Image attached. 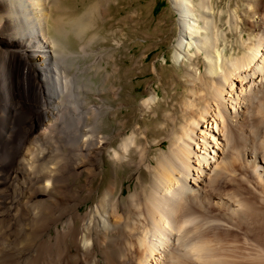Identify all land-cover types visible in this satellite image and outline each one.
Masks as SVG:
<instances>
[{
    "label": "rangeland",
    "instance_id": "1",
    "mask_svg": "<svg viewBox=\"0 0 264 264\" xmlns=\"http://www.w3.org/2000/svg\"><path fill=\"white\" fill-rule=\"evenodd\" d=\"M46 1L51 15L49 35L63 43L57 48L59 54L68 58L70 75L72 78L77 77L73 86H80V100L84 99V106L92 111L87 126L97 131L91 136L95 139V145L85 146L79 141L74 143L63 139L43 140L40 143L42 156H31L29 163L26 162L30 170L23 171L20 154L27 146L25 132L31 127L28 117L33 108L30 106L37 99L34 92L27 98L17 92L18 99L30 106L25 107V110L21 108L22 115L10 120V127L14 130L6 135L8 138H0V248L10 244L12 247H22L25 241L21 231L40 236L41 241L38 242L41 246L44 237V241L49 242L47 237L55 236L56 230L66 231L67 222L73 215L76 219L72 227L74 230L80 229L84 222L89 223L104 215L102 212H106L107 206L102 209L100 200L105 195L103 192L107 193L109 189L111 193L108 200L120 202L119 213L126 220L122 223L132 225L135 221H142L150 183L155 176L154 170L159 169L161 154H167L170 149L180 150L181 142L188 133L186 130L189 131V121L194 120L200 114L199 109L209 102L208 98L218 82L216 78L214 82L213 77H208L206 73L211 63L206 59V53H198L195 47L189 49V54H194L189 61L179 64L173 60L181 35V21L180 12L174 8L172 0H156L152 13L148 4L154 0H140L135 10L133 5L128 6V1L135 0H83V3L79 0ZM91 1L94 2L78 16L85 7L84 3ZM99 2H102L101 5ZM200 2L192 0V6L199 15ZM246 2L209 0L210 11L206 15L202 14L196 22V28L201 33L197 38H208L206 40L212 49L210 55L213 56L211 60L216 61L214 67L217 71L223 64L222 57L237 58L239 63L246 62L244 58L253 47L255 32L252 18L246 11ZM57 4L67 10L65 16L60 15L64 10L60 13ZM54 9L58 13L55 18ZM83 16L86 20L77 27ZM82 27L84 31L81 36L78 33H81ZM193 40L189 39V42ZM0 49L3 50V47ZM11 59V73L17 75L26 66V60L19 56ZM40 73L37 79H32L35 89H40ZM260 73L264 74V66ZM254 92L256 100L253 98L249 102V112L244 110L239 99L236 101L240 102L238 106L236 104L239 112L232 114L229 126L224 125L225 133L227 130L226 134L232 142L238 144L239 154L235 153L237 151L229 154L230 162L221 165L218 176L215 179L213 177L211 183L207 181L203 187L204 193L211 196L210 202L218 203L219 199L226 196L237 199L241 204L240 220L219 204L216 205L219 207L214 206L209 212L203 213L201 208L199 213H194L202 220L210 218L226 224L223 225L224 229L220 226L217 230L209 231L211 240H214L210 246L223 249L220 257L225 256L226 261L220 260L234 264H264V256L257 250L258 247L264 250V185L248 157L250 153H255L253 155L264 161V80L251 87L245 98L249 99ZM150 97L153 100L146 101ZM254 133H258L257 138ZM126 138H130L127 142L132 145L126 164L113 163L110 159L112 152L119 150ZM241 153H245L244 156ZM148 161L150 171L143 168L148 166ZM42 164L44 167H41ZM40 171L41 174L46 172L44 176L32 178L31 175ZM45 179L49 184L51 182V188L41 195L40 182ZM110 184H113V189ZM41 202L46 205L42 207ZM58 218L60 220L55 223ZM47 228L48 232L43 237L42 230ZM217 241L218 244L222 242L221 245ZM27 243L30 251L17 260L30 262L32 257H36L32 248L37 243ZM67 243L68 240L65 244L61 243V247ZM70 246L74 252L75 245L72 243ZM51 250L57 252L53 248ZM42 254L45 256L46 251ZM14 260L10 258L4 264H18ZM59 260V263L64 261ZM39 264H42V259Z\"/></svg>",
    "mask_w": 264,
    "mask_h": 264
},
{
    "label": "bare ground",
    "instance_id": "2",
    "mask_svg": "<svg viewBox=\"0 0 264 264\" xmlns=\"http://www.w3.org/2000/svg\"><path fill=\"white\" fill-rule=\"evenodd\" d=\"M246 1V11L252 18L255 32L253 34V47L245 58L243 57L246 62L240 60L242 63H239L237 58L222 57L223 64L219 67L220 70L217 71L214 67L216 61L211 60V57H213L210 55L212 49L206 40L207 37L202 40L197 38V35L201 33L200 29L196 28V22L200 20L202 14L206 15L210 11L209 0H201L199 3L201 15L195 12L192 0H172L174 8L180 12L181 21V35L178 38L173 60L179 64L189 61V58L194 55L189 54V49L195 47L198 53H206V59L209 63L211 62L206 73L208 77L216 78L218 82L214 89L212 88L214 91L208 98L209 102L199 109L201 110L200 114H197L198 116L194 120L189 121V131L186 130L188 133L186 136L183 135L184 138L182 137L180 150L170 149L167 154L160 153L162 156L159 167L157 166L159 169L154 170L155 176L150 183L149 196L145 201L146 213L143 220L135 221L132 225L129 224L130 226L127 223H122L126 220L124 221L119 213L118 204L120 202L108 200L111 193H109V190L111 189H107V193L104 191L105 195L100 200L102 209L107 206L106 212H102L104 214L102 217L93 219L89 223L84 222L80 229L74 230L72 225L76 216L73 215L72 218H69L71 221H66L67 230H56L55 236L47 237L50 239L49 242L44 241V235H46L44 233L48 232L49 227L42 230L41 234L44 238L41 246L39 243L41 241L40 236H33L27 231V233L21 231L25 243L19 248L17 246L12 247L11 244L2 246L0 248V264H4L5 260L10 258L15 259L14 261L18 264H39L41 259L42 264L231 263L225 262L224 255H222L223 258L220 257L223 249L210 246L214 243V240H211L212 237H210L209 231L217 230L220 226L223 227L225 223L210 218L202 220L194 213H199L201 208L203 213L204 211L209 212V209L219 204L222 206H220L221 208L231 212L233 216H240L239 205L241 206V204L237 199H232L231 196H226V194V197L221 198L219 196L221 199L218 200V203L210 202L209 198L211 196L209 197L204 193L203 187H205L207 181L211 183L218 176L221 165L230 162L229 154L234 151L239 154L238 144L232 142V139L226 134L227 130L225 133L224 125L228 124L229 126V121L233 118L232 114L238 111L237 106L240 102L236 101L239 99L242 100L241 104L244 110L247 113L249 112L247 107L249 102L256 97L255 92L250 98L248 97L249 99L245 97L249 94L251 87L264 80V74L260 73L264 66H262L264 61V4L263 0ZM46 2V0H0V47H3V50L0 49V138L5 137L14 130L13 127H10V120L22 115L20 113L21 108L24 109L30 106L24 100L23 102L18 99L17 92L25 98L31 96L30 94L34 92L37 99L30 106L33 108L28 117L31 127L25 132L27 146L24 152L20 154V165L23 171L30 168L26 164L31 160V156L36 154L39 157L43 153L40 152V143L43 140L63 139L66 142L73 141L76 143L79 141L80 144L85 146H94L95 139H92L91 136L97 133L96 129L93 130L87 126L88 116L92 111L84 106L86 103L83 101L84 99L80 100V86H75V88L73 86L76 84L77 77H71V64L68 63V58L59 54L60 51L57 48L62 44L49 36L48 22L51 15ZM102 2H99V4ZM85 16L81 18L77 27L80 23H84ZM83 30L84 27L80 32L82 33ZM189 39L194 40L189 42ZM13 56H19L26 60V66L22 67L17 75L11 73L9 60ZM39 72H41L40 89H35L32 83H34L33 80L37 79V75L39 76ZM216 79H214V82ZM152 100L153 97L146 99V101ZM35 130H37L36 134H34ZM254 134L257 138L258 133ZM6 138L8 137L6 136ZM129 139L123 140L119 150L112 152L110 159L113 163L126 164L128 150L132 146L127 142ZM36 150L38 152L35 153ZM243 154L245 153H241V156H244ZM253 154L255 153L248 155L251 158L249 162L254 165L253 170L258 173L257 175L261 179L262 185H264V161ZM147 165L142 166L148 170L150 169L149 161ZM41 167H44L43 164ZM42 169L45 170V168ZM51 170L53 171V168ZM46 171L48 170L46 169ZM43 174L40 171L31 176L35 178ZM48 182L46 179L40 182L41 195L44 194V191H50L51 182L50 184ZM111 186L113 189V184H110ZM120 196H122L121 193ZM203 199L206 201H201ZM59 204L54 206L60 207ZM45 205L41 202L42 207ZM238 217L236 218L240 220L241 216ZM59 220L58 218L55 223ZM4 236L6 235L4 234ZM216 239L219 240V238ZM67 240L69 242V244H66L68 248L66 245L61 247ZM220 241H223V239ZM27 242L37 243L32 248L35 250L34 255L36 257H32L33 259L30 262L28 259L26 262L17 260L26 251H30L31 248L26 245ZM72 243L75 245L74 252H72V246H70ZM221 243L219 244L221 245ZM51 248L54 249L53 251L57 250V252H52ZM257 250L261 256H264L262 248L258 247ZM44 251H46L45 256L42 254ZM64 256H66V259H64ZM59 258L64 261L59 263ZM232 263L234 264V262Z\"/></svg>",
    "mask_w": 264,
    "mask_h": 264
},
{
    "label": "crops",
    "instance_id": "3",
    "mask_svg": "<svg viewBox=\"0 0 264 264\" xmlns=\"http://www.w3.org/2000/svg\"><path fill=\"white\" fill-rule=\"evenodd\" d=\"M79 1L83 3V0H79ZM148 1H149V0H148ZM92 2H94V1L88 2V4L84 3V4H85V7H84L83 9L80 10V13L78 14V16L81 15V14L84 12V9H85L90 3H92ZM152 2H153V4H152ZM152 2H149V4H148L151 13H152V11H153L154 8H155L156 0H154V1H152ZM125 3H126V2H125ZM138 3H140V0L128 1V6H132V5H133V8H134V10H135V9H136V6H135V5H137ZM126 4H127V3H126ZM57 8H58V10H59L60 13L64 10V12H63L62 14H60V15L65 16V12H66L67 10L65 11V9L59 7L58 4H57ZM52 12H53L54 15H55L54 18H55L56 16H58V13H57V11H55V9L52 10ZM139 12H140V11L138 10V13H139ZM53 13H52V15H53ZM59 21H60V20H59ZM60 22H62V21H60ZM50 28H52V22H50ZM51 31H52L53 34L55 33L53 29H51ZM83 31H84V30H83ZM55 34H56V33H55ZM79 35L82 36V33H80ZM49 36H50V35H49ZM50 37H51V36H50ZM97 37H98V35H97ZM55 40H56V39H55ZM60 42H61V41H60ZM61 44L63 45L62 42H61Z\"/></svg>",
    "mask_w": 264,
    "mask_h": 264
}]
</instances>
